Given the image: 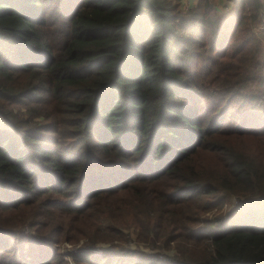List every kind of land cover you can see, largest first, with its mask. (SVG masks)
I'll list each match as a JSON object with an SVG mask.
<instances>
[{"label": "trees", "instance_id": "16d2710c", "mask_svg": "<svg viewBox=\"0 0 264 264\" xmlns=\"http://www.w3.org/2000/svg\"><path fill=\"white\" fill-rule=\"evenodd\" d=\"M178 1L0 0V264H264V2Z\"/></svg>", "mask_w": 264, "mask_h": 264}, {"label": "rangeland", "instance_id": "374dc122", "mask_svg": "<svg viewBox=\"0 0 264 264\" xmlns=\"http://www.w3.org/2000/svg\"><path fill=\"white\" fill-rule=\"evenodd\" d=\"M198 0H179L177 5L180 7V10L185 11L186 9H191L197 4ZM264 2V0H260ZM172 4H175V0H171ZM211 6L214 9V12L219 15V14H224L227 15L229 12L228 4L231 2L230 0H209ZM233 6V3H232ZM253 34L259 39L261 42L262 47L264 48V25H258L254 26L253 29ZM258 83H253L251 84L252 88H255ZM24 111L21 109V112ZM16 112V110H15ZM27 116H25L26 118ZM40 120V119H36ZM0 128L2 129H7L5 126L3 120L0 118ZM241 140H247V139H241ZM246 145L248 144V141H246ZM238 144L241 146V142L238 141ZM226 194V193H224ZM238 200L235 196L230 195L227 197V204H224L221 209H212L208 211L207 213L204 214V217L206 219H203L201 222V225L199 228H203L202 226H209L207 228H204V233L209 234L210 229H216L218 224H217V219L219 216L225 217L227 216L228 212L231 211V208L234 207V204L238 203ZM229 201V202H228ZM233 205V206H232ZM122 233L124 234L123 240H112L109 242H95L96 245L93 247L92 250L95 252H101V251H112V252H119V249L127 250V251H141V252H151L150 244L149 242H142L138 241L136 239V234L132 229H127L124 228ZM93 241V240H92ZM179 243L177 242H170V247L171 250L168 253H177L181 254L183 251H190L192 253H197L200 251L201 248L205 247L207 242H204L203 244L199 245H193L191 243H187L184 240H178ZM90 241L87 240V238H82L79 239V241L75 244H69L66 242H63L62 244L58 245V249L60 252L65 255L68 263L69 261L73 262V259L68 256L69 253H75L78 250H82L84 253L85 251H88L91 249L90 246ZM86 243H89L86 245ZM155 251V250H154ZM75 264V263H73Z\"/></svg>", "mask_w": 264, "mask_h": 264}, {"label": "crops", "instance_id": "0c3cea01", "mask_svg": "<svg viewBox=\"0 0 264 264\" xmlns=\"http://www.w3.org/2000/svg\"><path fill=\"white\" fill-rule=\"evenodd\" d=\"M228 8H229V12L232 13V11H233L232 2H229Z\"/></svg>", "mask_w": 264, "mask_h": 264}, {"label": "built area", "instance_id": "2783aa9c", "mask_svg": "<svg viewBox=\"0 0 264 264\" xmlns=\"http://www.w3.org/2000/svg\"><path fill=\"white\" fill-rule=\"evenodd\" d=\"M68 264H73V262L69 261V263H68Z\"/></svg>", "mask_w": 264, "mask_h": 264}]
</instances>
